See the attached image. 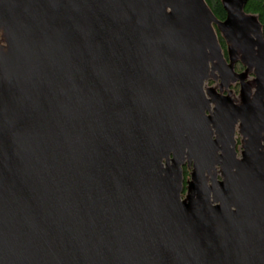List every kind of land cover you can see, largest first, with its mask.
Segmentation results:
<instances>
[{
  "label": "water",
  "instance_id": "water-1",
  "mask_svg": "<svg viewBox=\"0 0 264 264\" xmlns=\"http://www.w3.org/2000/svg\"><path fill=\"white\" fill-rule=\"evenodd\" d=\"M243 2L219 23L203 0H0V264H264L261 96L215 98L210 120L203 92L210 63L228 76L215 22L246 59L256 45L263 90Z\"/></svg>",
  "mask_w": 264,
  "mask_h": 264
},
{
  "label": "rangeland",
  "instance_id": "rangeland-1",
  "mask_svg": "<svg viewBox=\"0 0 264 264\" xmlns=\"http://www.w3.org/2000/svg\"><path fill=\"white\" fill-rule=\"evenodd\" d=\"M233 1L235 3H239L243 0H233ZM235 11H236V7L235 6L231 7L227 10V14L234 13ZM247 18L251 19L253 24L257 22L255 17H247ZM211 28L213 29L216 38H217V35L215 32H217L218 35L224 39V42L227 44L228 49L230 48L233 49L234 51L237 52V55L240 57L238 49L235 48L233 45H230V43L226 40V37L224 34V24L220 25L219 23L215 22L211 25ZM8 43H9L8 34L3 29H0V58L7 54ZM212 65H214V63L209 64V73H208L207 78L203 82V92L205 96L207 97V99L209 100V105H208V108L205 114L210 120H212V115H213L214 108H215V104L212 101L213 99L218 98L221 95H224V96H228L229 98H231L234 104L240 103V96H239V91H238L239 86L235 83H231L229 87L222 85L218 74L214 70H212L211 68ZM252 78H253V71H249L247 74L246 81L251 82ZM209 94H211V96ZM212 138L213 139L218 138L217 134L215 133L213 129H212ZM233 141H234L233 149L235 151L236 160L237 162H240L242 152L248 145V139L247 137H244L240 133L239 125H236L234 128ZM260 143H261L260 151L264 153V140L262 139ZM222 155L223 153L218 148V151L215 156L216 159L221 157ZM167 162H168V165H171V156L169 157V160H167ZM162 164H163V168H167L166 160H163ZM183 167L188 171L189 175L187 176V179L184 180L181 174V185L182 187L186 186V188L182 190L180 199L182 203H188L189 199L195 198V191L192 188V185L194 183V181L192 180V173H193L194 167H193L192 162L188 163L186 162V160H185ZM205 177L207 179V186L209 188H214L215 190H218V183L223 180L222 168L220 164L219 163L216 164L209 174H205ZM210 199H211L210 202L212 206L217 204L216 202L212 200V195Z\"/></svg>",
  "mask_w": 264,
  "mask_h": 264
},
{
  "label": "flooded vegetation",
  "instance_id": "flooded-vegetation-1",
  "mask_svg": "<svg viewBox=\"0 0 264 264\" xmlns=\"http://www.w3.org/2000/svg\"><path fill=\"white\" fill-rule=\"evenodd\" d=\"M230 45L233 44L230 43ZM233 46L238 49L240 57L237 55L236 51H234L231 48L228 49L226 43H224V49L220 48L222 61L225 64V70L228 72L226 83L225 84L221 83V84L226 87H229L231 83L237 84L239 86L238 91L240 96V103L234 104L231 98H229L228 96L221 95L219 97H226L236 107L250 108V107H254L257 104L258 98L261 96V106L264 108V87L262 90L261 82L257 78V73H258L257 47L255 45L253 48V56L251 58L246 59L241 49L235 45ZM216 64L217 63H214V65L212 66L215 67ZM213 70L219 76L218 71L216 69ZM249 71H253V78L251 82L246 81L247 74ZM220 82H221V78H220ZM236 125H239L240 128L239 122ZM262 138L264 140V134H262Z\"/></svg>",
  "mask_w": 264,
  "mask_h": 264
},
{
  "label": "trees",
  "instance_id": "trees-1",
  "mask_svg": "<svg viewBox=\"0 0 264 264\" xmlns=\"http://www.w3.org/2000/svg\"><path fill=\"white\" fill-rule=\"evenodd\" d=\"M207 8L210 10L212 15L219 23H223L227 19V11L224 9L225 0H203ZM242 12L246 16H253L256 18L257 22L260 24L261 33L264 39V0H244ZM217 35V42L220 48L224 49V39ZM189 175L188 171L183 167L182 176L186 180ZM186 186L183 187L185 189Z\"/></svg>",
  "mask_w": 264,
  "mask_h": 264
},
{
  "label": "bare ground",
  "instance_id": "bare-ground-1",
  "mask_svg": "<svg viewBox=\"0 0 264 264\" xmlns=\"http://www.w3.org/2000/svg\"><path fill=\"white\" fill-rule=\"evenodd\" d=\"M224 66H225V64H224ZM259 67V66H258ZM226 71V70H225ZM227 72V71H226ZM228 73V72H227Z\"/></svg>",
  "mask_w": 264,
  "mask_h": 264
}]
</instances>
